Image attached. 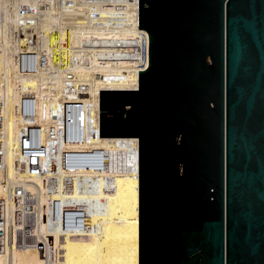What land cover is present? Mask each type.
I'll list each match as a JSON object with an SVG mask.
<instances>
[{"label":"water","instance_id":"1","mask_svg":"<svg viewBox=\"0 0 264 264\" xmlns=\"http://www.w3.org/2000/svg\"><path fill=\"white\" fill-rule=\"evenodd\" d=\"M67 33L51 80L138 173L139 264H264V0H0L40 69Z\"/></svg>","mask_w":264,"mask_h":264},{"label":"built area","instance_id":"2","mask_svg":"<svg viewBox=\"0 0 264 264\" xmlns=\"http://www.w3.org/2000/svg\"><path fill=\"white\" fill-rule=\"evenodd\" d=\"M9 57L17 74L31 79L33 85L17 89L11 103L12 113L21 119L14 149L7 146L3 129L9 93H0V253L32 249L40 251L45 264H53L61 259V248L40 234L38 222L44 220L47 231L56 229L59 233L94 229L84 223L81 212L64 209L56 213L58 201L49 197L70 187L69 177L59 176L71 160L68 133L79 128L64 111L51 80L57 60L43 70L12 52ZM89 208L95 206L90 204Z\"/></svg>","mask_w":264,"mask_h":264},{"label":"bare ground","instance_id":"3","mask_svg":"<svg viewBox=\"0 0 264 264\" xmlns=\"http://www.w3.org/2000/svg\"><path fill=\"white\" fill-rule=\"evenodd\" d=\"M68 35L69 33L59 43L54 59L57 60L61 56ZM9 54L10 51L0 47V93H9L3 129L7 146L14 149L18 143L17 126L21 119L12 113L11 103L16 99L17 89L33 85V82L17 74L9 62ZM68 136L71 160L59 177L68 176L71 184L67 192L52 193L49 197L58 201V214L64 209H77V199L82 198L83 202L80 200L79 203H83V206L78 207L85 211V215L92 213L87 222L90 221L88 226L94 229L79 234L69 230L59 233L56 229L47 231L44 220L38 222L36 229L40 234L61 248V259L53 264H139L138 205L134 206L129 200L138 195V173L123 157L101 153L80 129L75 133H68ZM36 182L39 183L38 180ZM2 188L0 186V195L3 194ZM90 204L95 208L90 209ZM111 233L114 239L126 236V243L119 254L110 247L113 245L109 244L111 237L99 246L98 239ZM0 264L45 263L40 251L14 248L0 253Z\"/></svg>","mask_w":264,"mask_h":264},{"label":"rangeland","instance_id":"4","mask_svg":"<svg viewBox=\"0 0 264 264\" xmlns=\"http://www.w3.org/2000/svg\"><path fill=\"white\" fill-rule=\"evenodd\" d=\"M77 200H78V203L76 204V205H77V209L75 208L76 210H75V209H73V210H72V209H70V210L67 209V210H68V211H73V212H81L82 214H84L85 211H83L82 208H79V207H78V206H80V207L83 206V203H79V202H81V201L83 202V200H82V198H80V197H79ZM80 200H81V201H80ZM78 204H80V205H78ZM79 209H80V210H79ZM78 210H79V211H78ZM81 210H82V211H81ZM90 213H91V212H88V213H87L88 215H85V218L83 219V220H84V223L87 224V225H89V222H90V221L87 222V220L90 219V216L92 217V215H91L92 213H91V214H90ZM85 214H86V213H85ZM87 216H89V217H87ZM90 223H91V222H90ZM71 232H72V231H71ZM72 233H73V232H72ZM76 234H77V233H76ZM106 236H107V237H106ZM124 236H125V235H124ZM124 236L122 235V238H123V239L121 238V236H120L121 239H120L119 237H118L119 239H118V238H115V239L117 240V241H116V240L113 238L112 233L109 234V235L106 234L105 236H101V237L98 239V241H99V246H102V245H103V242L107 241V240L111 237V238H113V239H111V238L109 239V244H110V243H111L110 245L113 244V245H112L113 247H112V246H110V247L112 248L113 251L115 250V252H117V253L119 254L120 251L122 252V249L124 248V245H125V243H126V241L124 240V239H125ZM105 237H106V238H105ZM125 237H126V236H125ZM110 240H111V242H110ZM113 241H114V242H113ZM118 241H119V242H118ZM112 242H113V243H112ZM116 243H117V244H116ZM100 244H101V245H100ZM123 244H124V245H123ZM118 247H119V248H118ZM113 248H114V249H113ZM115 248H116V249H115ZM117 248H118V249H117ZM143 253H144V250H143ZM143 253H142V254H143ZM143 256H144V259H145V255H144V254H143ZM145 262H146V259H145ZM104 264H105V263H104ZM107 264H108V263H107Z\"/></svg>","mask_w":264,"mask_h":264}]
</instances>
